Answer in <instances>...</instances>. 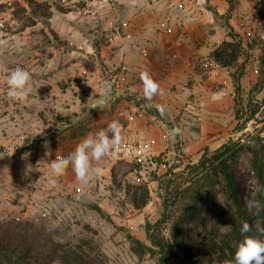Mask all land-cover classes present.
Wrapping results in <instances>:
<instances>
[{"label":"crops","instance_id":"1","mask_svg":"<svg viewBox=\"0 0 264 264\" xmlns=\"http://www.w3.org/2000/svg\"><path fill=\"white\" fill-rule=\"evenodd\" d=\"M15 1L22 2L0 0V27L5 22L13 26L11 32L0 30V93L8 91L5 84L9 70L25 69L20 66L25 63L22 60L28 62L27 69L32 68V90L18 104L1 102L5 110L18 108L20 113L0 117V148L18 142L37 144L23 157L29 168L20 163L13 169V178L19 181L17 201L4 199L5 192L0 189V217L29 216L33 203L52 207L54 201H85L101 209L109 207L107 201H87L98 198L93 197L97 179L107 177L114 165L109 166L105 158L98 165L104 169L103 176L89 184L79 182L69 167L53 186L49 182L54 178L52 170L44 164L56 156H67L88 135L74 138L70 133L75 126L65 129L69 124L53 128L61 124L58 117L72 122L82 115L90 101L102 94L100 84L102 89H110L113 97L105 93L110 107L95 111L90 126L96 133L112 121L123 125L122 149L113 159L115 164L116 160L133 159L134 153L125 148L141 141L150 143L143 159L174 153L175 138L168 135L167 126L171 122L191 124L182 113L191 99L201 107L205 138L223 135L219 131H224L225 119L232 118L235 107L231 78L234 69L218 65L212 52L230 40L226 25L245 43L256 36L264 40V21L258 14V8L264 13V0H208L209 8L205 9L195 5L194 0H39L48 4V26L36 21L34 26L18 31V21L10 8ZM162 22L171 27V33L161 28ZM103 32H107L106 39L101 38ZM30 55L32 63L27 57ZM260 56L257 47L250 50L248 60L241 58L240 63L245 64L242 92L257 83ZM92 63H98L109 77L96 75V69L87 66ZM144 72L160 86V93L152 101L143 94ZM157 105L164 108L163 115ZM187 149L194 150V146ZM36 157L39 163L34 165ZM93 164L96 166V162ZM31 172L32 181L27 183L24 179Z\"/></svg>","mask_w":264,"mask_h":264},{"label":"rangeland","instance_id":"2","mask_svg":"<svg viewBox=\"0 0 264 264\" xmlns=\"http://www.w3.org/2000/svg\"><path fill=\"white\" fill-rule=\"evenodd\" d=\"M206 1L205 8H209L208 0ZM16 3L26 9V13L21 14L19 18L15 17L18 21L17 31L23 29L27 23L29 24L32 18L40 21L45 28L48 26L46 20L41 18V13L45 12L43 6H48L46 2L36 0L37 4L33 8H30L26 0H22L21 3L15 1L10 7L13 8V13ZM12 28L11 24L5 22L0 27V30L11 32ZM106 33H102V39H106ZM51 34L55 37L53 33ZM25 57L26 55H24V59ZM27 57L30 63H32V55ZM22 63L20 66H24L25 70H32V68L27 69V61L22 60ZM87 66H92L94 70L99 69L100 78L107 79L109 77L107 71H101V66L98 63L95 65L93 63L92 65L87 64ZM30 83H32V78ZM5 85L8 86L7 82ZM101 86L100 84V93L110 92V96L113 97L110 89H102L103 87ZM253 88L254 85L251 86V89ZM251 89L248 92H242V106H239L242 120L240 122L236 121V110L234 107L232 118L225 119L226 125L223 126L224 131H219V134H223L220 137L215 136L212 140L205 138L202 132L204 127L202 126L201 107L196 99H191L195 104L194 107H188V104H186L182 112L186 114L191 124L189 126H180L171 122L167 126V130L169 131L174 127L182 129L183 134L175 137L174 153L144 158L141 162L136 160V158L131 160L120 159L116 160V164L113 163V159L117 158H114V156L111 158L106 157L105 160L109 166L114 165L110 168L107 177L103 176L101 179H97V188L95 189L97 192L95 191L93 197L98 195V198H87V201L109 202V207L102 209L103 215L97 212V204H87L85 201H54L52 207L43 204L35 205L37 203H33V212L29 216L21 214V216L0 217V222L4 223L5 226L11 224L12 227H17L19 224L31 223L33 226L32 231L37 232L41 240L52 239L67 249L85 252L91 256H103L107 264H159V258L150 255L139 259L133 253L129 241V236H133L149 245L150 243L145 233L146 224H155L162 219L164 195L159 187V182L156 180L157 177H165L173 169L175 172L183 171L189 165L197 163L204 154L205 149L215 150L230 138L245 139L247 134H260L264 137V87L262 91L253 94L250 93ZM3 101L16 104L20 102L9 98L7 93L5 95L0 93V104ZM254 111L255 115L248 122L246 130L237 132V125L251 117ZM9 113L19 114L20 110L18 108L5 110L0 106V117ZM94 117L91 116L88 120L82 122L81 125L75 126L73 128L75 130L70 135L81 139L86 134L93 133V126L90 125ZM58 119L61 124L55 126L54 130L71 123L68 119L64 120L59 117ZM36 144L35 142H18L17 144L9 143L7 147L0 148V189H3L5 192L4 199L17 201L15 195L18 194L16 188L19 181L14 180L13 169L18 168L20 163L22 164L21 166L25 165L24 167L29 168V162L25 160L27 158L23 159V157L28 154V151L34 150ZM190 146H194V150L187 149ZM30 160H32V157ZM36 163H39L37 157L34 159V165ZM38 167L41 168L40 164ZM39 174L41 173L39 172ZM31 179L32 172L24 181L26 180L27 183H30ZM235 180L237 191L247 207L248 201L260 189V184L251 169V153L249 151L243 152L239 159L235 168ZM14 182L17 183L14 184ZM145 191H148L149 198L146 204L143 205L142 200L144 199ZM220 197L221 200H224L221 192ZM0 198L2 199V197ZM30 200L34 201L33 197ZM247 209L249 208L247 207ZM207 217L204 225H191L188 227L191 247L197 249L200 255L206 253L205 248L202 246V237L213 226H218L222 234H227L231 230V226L228 223L221 222L213 207ZM255 224L262 226L260 217L253 220V225ZM169 225L168 223L164 226V234L168 238H170ZM0 264H8V262L0 261ZM204 264L209 263L205 261Z\"/></svg>","mask_w":264,"mask_h":264},{"label":"trees","instance_id":"3","mask_svg":"<svg viewBox=\"0 0 264 264\" xmlns=\"http://www.w3.org/2000/svg\"><path fill=\"white\" fill-rule=\"evenodd\" d=\"M33 8L36 0H26ZM41 18L46 22L50 17L49 7L44 5ZM26 13L24 7L15 5L14 17L19 18ZM260 21H264V13L258 8ZM35 15V12H34ZM214 15L218 17L217 12ZM35 18L25 25L34 26ZM48 24V22H47ZM229 30V41H224L212 52L213 60L223 68H233L231 78L235 91L236 121L242 120L239 106H242L241 79L245 75V64L240 63L242 57L250 58V50H261L259 79L250 93L262 91L264 87V40L256 36L252 41H245L226 25ZM55 37L57 35L53 33ZM91 69V68H90ZM252 116L237 125L236 131L243 132ZM251 153V169L260 184L259 191L251 200L264 203V137L260 134H247L245 139L230 138L215 150L205 149L204 154L195 164L189 165L183 171L171 170L165 177L158 178L159 187L163 192L162 219L155 224L147 223L145 233L149 245L140 239L129 236L131 249L139 258L146 255L159 258V264H225L232 260L238 242L242 239L240 227L243 221L253 224L260 217L264 226V213L253 215L254 210L247 209L236 188L235 168L243 152ZM220 192L224 200H221ZM143 205L149 198L144 192ZM216 210L222 223H228L231 230L222 234L219 227L212 229L202 237V246L206 253L200 255L190 243L188 227L204 225L211 208ZM97 212L103 215L101 208ZM170 224L171 237L164 234V226ZM32 224L5 226L0 222V261L8 264H51L59 258L63 264H107L103 256H91L85 252L67 249L52 239L41 240L37 232L32 231Z\"/></svg>","mask_w":264,"mask_h":264},{"label":"clouds","instance_id":"4","mask_svg":"<svg viewBox=\"0 0 264 264\" xmlns=\"http://www.w3.org/2000/svg\"><path fill=\"white\" fill-rule=\"evenodd\" d=\"M143 83V94L147 101H152L160 93V86L148 72L141 74ZM31 74L22 68H15L8 71L7 95L16 101H24L31 93ZM161 115L164 108L157 105ZM123 125L119 121H112L106 129H101L96 133L88 135L76 146L75 150L67 156H56L51 163H44L50 167L53 179L50 184L56 186L58 178L67 174L69 167L75 173L76 179L82 184H89L94 179L103 176L104 169L99 162L112 157L120 152ZM111 134V138L110 135ZM182 129L174 127L168 133L175 138L182 135ZM47 148V145H45ZM50 155V153H46ZM93 162H96L94 166ZM250 210H254L253 215L259 216L264 213V203L259 200H250L247 203ZM230 227V226H229ZM224 228V227H222ZM171 237V233H169ZM242 239L238 242L232 260L225 261V264H264V226L250 224L243 221L240 227ZM51 264H63L59 258L53 259Z\"/></svg>","mask_w":264,"mask_h":264},{"label":"built area","instance_id":"5","mask_svg":"<svg viewBox=\"0 0 264 264\" xmlns=\"http://www.w3.org/2000/svg\"><path fill=\"white\" fill-rule=\"evenodd\" d=\"M194 3L195 5H197L198 7L202 8V9H205V6L207 4V1L206 0H194ZM161 28L164 29V31H166L167 33H171L172 32V29L171 27L168 26V24L166 22H162L160 24ZM95 74L96 75H99L100 74V70L99 69H96L95 70ZM194 103L192 101H190L188 103V107H194ZM122 149V147H120V150ZM127 149L129 152H133L134 153V158H136V160H138L139 162H141L143 160V157L145 155V153L147 151H149L150 149V143L148 142H145V141H141V142H138L137 145H135L134 147H127L125 148ZM118 155V154H117ZM116 156V155H115ZM114 156V157H115ZM113 157V156H112ZM108 158H111V157H108Z\"/></svg>","mask_w":264,"mask_h":264},{"label":"water","instance_id":"6","mask_svg":"<svg viewBox=\"0 0 264 264\" xmlns=\"http://www.w3.org/2000/svg\"><path fill=\"white\" fill-rule=\"evenodd\" d=\"M110 107V100L107 94L102 93L93 98L87 105L82 115L74 119L65 129L74 127L89 119L95 111H106Z\"/></svg>","mask_w":264,"mask_h":264}]
</instances>
